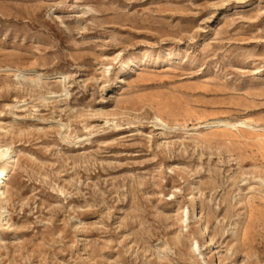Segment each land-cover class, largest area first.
<instances>
[{
    "label": "rangeland",
    "instance_id": "1",
    "mask_svg": "<svg viewBox=\"0 0 264 264\" xmlns=\"http://www.w3.org/2000/svg\"><path fill=\"white\" fill-rule=\"evenodd\" d=\"M0 144V264H264V0H0Z\"/></svg>",
    "mask_w": 264,
    "mask_h": 264
},
{
    "label": "bare ground",
    "instance_id": "2",
    "mask_svg": "<svg viewBox=\"0 0 264 264\" xmlns=\"http://www.w3.org/2000/svg\"><path fill=\"white\" fill-rule=\"evenodd\" d=\"M121 67L127 68V67H129V64H123V65H121ZM243 123L244 122L242 121L241 124H243ZM222 124L224 125L226 123L222 122ZM238 124H240V123H238ZM0 160L2 161V164L0 165V200H1V199L5 198V195H6L5 180H6V178H8L7 176H8L10 169L17 162L16 153L12 152L8 145L0 144Z\"/></svg>",
    "mask_w": 264,
    "mask_h": 264
}]
</instances>
